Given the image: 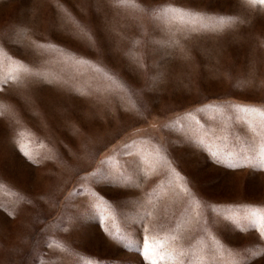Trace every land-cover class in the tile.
<instances>
[{
    "label": "rangeland",
    "instance_id": "rangeland-1",
    "mask_svg": "<svg viewBox=\"0 0 264 264\" xmlns=\"http://www.w3.org/2000/svg\"><path fill=\"white\" fill-rule=\"evenodd\" d=\"M262 163L264 5L0 0V264H264Z\"/></svg>",
    "mask_w": 264,
    "mask_h": 264
},
{
    "label": "snow or ice",
    "instance_id": "snow-or-ice-1",
    "mask_svg": "<svg viewBox=\"0 0 264 264\" xmlns=\"http://www.w3.org/2000/svg\"><path fill=\"white\" fill-rule=\"evenodd\" d=\"M115 4L117 5H124L128 3V0H114ZM245 3L249 6L255 7L256 5H264V0H245ZM170 11L179 13V18L183 19V16L185 15L184 12H182L180 9H170ZM231 20H225L221 19L219 21V26L222 28L225 24H230ZM204 27H207V25H204ZM243 111H255V109H249L244 108ZM228 167H243V165H228ZM254 167L264 168V163L255 165ZM121 243L125 245V247L132 249L135 248L137 251H140L143 253L144 258L149 260L151 264H157L156 260L153 259V254L151 251V245H148L146 242L141 245L138 241L131 239L129 237H119L118 238ZM163 259V257H161Z\"/></svg>",
    "mask_w": 264,
    "mask_h": 264
}]
</instances>
